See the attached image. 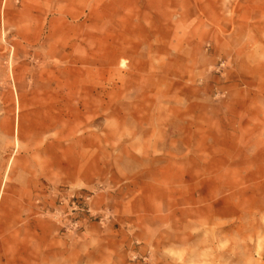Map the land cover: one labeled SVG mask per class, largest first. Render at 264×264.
I'll use <instances>...</instances> for the list:
<instances>
[{
	"label": "rangeland",
	"instance_id": "1",
	"mask_svg": "<svg viewBox=\"0 0 264 264\" xmlns=\"http://www.w3.org/2000/svg\"><path fill=\"white\" fill-rule=\"evenodd\" d=\"M0 264H264V0H0Z\"/></svg>",
	"mask_w": 264,
	"mask_h": 264
}]
</instances>
